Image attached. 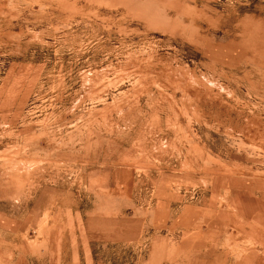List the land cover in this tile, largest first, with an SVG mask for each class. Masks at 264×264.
Wrapping results in <instances>:
<instances>
[{"label":"rangeland","instance_id":"1","mask_svg":"<svg viewBox=\"0 0 264 264\" xmlns=\"http://www.w3.org/2000/svg\"><path fill=\"white\" fill-rule=\"evenodd\" d=\"M0 264H264V0H0Z\"/></svg>","mask_w":264,"mask_h":264}]
</instances>
